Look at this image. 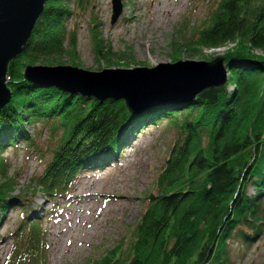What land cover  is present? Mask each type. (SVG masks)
Masks as SVG:
<instances>
[{"label": "trees", "instance_id": "1", "mask_svg": "<svg viewBox=\"0 0 264 264\" xmlns=\"http://www.w3.org/2000/svg\"><path fill=\"white\" fill-rule=\"evenodd\" d=\"M89 1L45 0L24 50L7 64L11 93L0 107V222L12 207H23L2 264H47L43 220L69 195L77 175L113 163L128 140L160 123L174 140L153 183L155 193H148L120 244L84 264H234L229 241L239 240L245 254L264 227V58L253 55L264 54V0H212L202 21L191 28L183 22L180 41L171 44L190 56L230 45L224 87L207 89L193 102L134 114L118 100L99 103L22 79L26 65L58 66L61 55L75 57L70 8L83 11ZM95 26L94 54L109 67L111 58H121ZM44 130L55 145L40 151L35 136ZM21 144L41 162L47 158L34 188L52 205L48 210L30 211L12 194L16 176L9 174L4 153ZM248 186L254 196L246 193Z\"/></svg>", "mask_w": 264, "mask_h": 264}, {"label": "rangeland", "instance_id": "2", "mask_svg": "<svg viewBox=\"0 0 264 264\" xmlns=\"http://www.w3.org/2000/svg\"><path fill=\"white\" fill-rule=\"evenodd\" d=\"M121 1L122 12L114 24L110 22L111 0H91L83 11L78 9L75 12L70 8L73 15L68 17V24L77 34L75 57L61 55L58 65L74 64L76 68L95 73L103 68L151 69L158 64L176 61H213L216 56L225 60L226 51L232 48L226 45L215 50L195 51L190 56L189 52L182 53L171 46L174 40L180 41L178 32L182 23L187 20L188 28H191L202 21L203 12L211 7L212 0ZM93 23L96 25L95 33L101 35L109 50L121 58H111L109 67L94 54ZM253 55L264 58L260 51L253 52ZM228 72L229 69L226 79ZM171 131L161 123L156 127L148 126L141 134L137 133L128 140L113 163L109 162L102 169L84 170L77 175L69 195L58 200L55 209L43 220L49 246L47 264H84L89 258L97 259L120 244L122 236L138 222L146 207L148 193H155L153 183L174 140ZM47 134L44 130L35 136L40 151L55 145L46 140ZM23 145L4 153L10 165L9 174L16 176L17 186L12 194L22 198L30 211L48 210L52 205L34 188V181L41 176L47 158L41 162L37 152H28ZM246 193L254 196L253 187L248 186ZM87 195L92 201L87 202ZM72 200L77 204H69ZM260 204L264 208V196ZM21 205L22 202L8 210L0 222V264L10 245V233L20 218ZM238 241H229L228 245L234 264H259L264 260V227L245 254V248Z\"/></svg>", "mask_w": 264, "mask_h": 264}, {"label": "water", "instance_id": "3", "mask_svg": "<svg viewBox=\"0 0 264 264\" xmlns=\"http://www.w3.org/2000/svg\"><path fill=\"white\" fill-rule=\"evenodd\" d=\"M111 1L110 22L114 24L122 12V1ZM44 3L45 0H0V107L10 100L7 64L24 50L36 20L42 16ZM224 62L221 56H216L213 61H176L151 69L103 68L97 73L75 66L26 65L22 79L99 103L118 100L134 114L155 105L193 102L207 89L224 87L228 81L227 62Z\"/></svg>", "mask_w": 264, "mask_h": 264}, {"label": "bare ground", "instance_id": "4", "mask_svg": "<svg viewBox=\"0 0 264 264\" xmlns=\"http://www.w3.org/2000/svg\"><path fill=\"white\" fill-rule=\"evenodd\" d=\"M177 103V102H176ZM180 104V103H179ZM87 197H89V199L87 200V202H89V201H92V198H91V196L90 195H87ZM79 200V199H78ZM81 200H79L78 202H80ZM75 204L76 202H75V200H72L71 202H69V204ZM68 204V205H69ZM77 204V203H76ZM90 203H88V205H89ZM79 206V205H78ZM80 207V206H79ZM80 211V210H79ZM63 218V217H62ZM61 218V219H62ZM60 219V218H59ZM74 220V219H73ZM81 222V221H80ZM76 227V226H75ZM78 229V228H77ZM74 232V231H73Z\"/></svg>", "mask_w": 264, "mask_h": 264}]
</instances>
